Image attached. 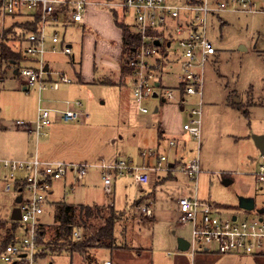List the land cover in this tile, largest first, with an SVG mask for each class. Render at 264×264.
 <instances>
[{
	"label": "rangeland",
	"instance_id": "rangeland-1",
	"mask_svg": "<svg viewBox=\"0 0 264 264\" xmlns=\"http://www.w3.org/2000/svg\"><path fill=\"white\" fill-rule=\"evenodd\" d=\"M168 3L184 4V0H168ZM103 10L109 13V9ZM124 19L126 25L134 24L132 15ZM4 27H14L16 32L22 33L11 18L0 19V31ZM61 34L63 36V29ZM65 35L67 39L70 36L78 38L79 31L73 29ZM208 35L218 52L214 64L207 67L200 141L183 130V126L192 120L190 112L198 102L196 96L186 99L184 111H180L176 101L162 103V98H159L147 101L148 114H136L130 107L129 85L104 83L112 79L100 65L94 72L91 56L83 57L82 68L78 64L72 67L70 56L63 53L53 54L48 60L55 70L54 80L59 82L64 74L72 84L60 83L59 90L44 91L40 95L41 106L65 108L66 105L61 103L78 101L91 119L86 123L55 124L50 128L49 138L38 140L40 155L55 154L59 156L58 161L80 163L86 160L94 165L100 156L98 154L108 156L116 153L133 165L149 166L155 170H147L150 181L141 187L134 183L130 174L116 177V180L114 177L112 194L105 192L101 172L97 168L89 169L86 186L77 184L76 190L70 191L69 195L65 193L74 183L75 172H69L65 180L55 181L49 195L51 203L108 205L105 208L115 205L122 211L119 215L123 219L117 236H125V248L114 254L94 249L91 262L84 261L77 253L51 251L47 256L43 255L39 264H104L106 261L112 264H193L190 258L178 260V256L184 255L179 251L178 240L191 241L192 227L179 220L177 201L196 194L193 181L183 170L194 161L200 162L199 199L212 200L223 206L220 211L225 218L234 215L239 219L246 216L256 218L257 209L264 208V184H260L255 176L259 167L264 165V158L252 139L253 135H264V14L223 13L211 16ZM113 37L120 41L118 34ZM79 45L81 41L74 47L76 63L82 61ZM241 46L245 50H240ZM166 53L169 58L180 55L178 45L174 43ZM82 72L89 73V83L79 80ZM176 75L162 73L163 84L168 87L177 85ZM159 92L164 97L163 90L159 89ZM38 100L36 90L30 93L23 90L20 76L6 67L2 69L0 160H22L35 152L37 137L20 131L16 122L34 121ZM157 105L164 107L160 114L154 112ZM171 142L175 146H171ZM145 151L155 155L143 158L142 152ZM162 156L166 161L159 163ZM228 182L231 184L227 185ZM247 196L255 200L257 208L248 214L238 208L239 199ZM15 200L14 193L0 191L1 211L8 215ZM143 208L150 209L152 215L146 217ZM54 215L55 209L46 207L43 223L53 225ZM16 233L18 239L25 235L22 227ZM45 239L49 242V234ZM131 249H139L141 255ZM254 259L253 256H225L212 264H256ZM194 264H199V261Z\"/></svg>",
	"mask_w": 264,
	"mask_h": 264
},
{
	"label": "built area",
	"instance_id": "built-area-1",
	"mask_svg": "<svg viewBox=\"0 0 264 264\" xmlns=\"http://www.w3.org/2000/svg\"><path fill=\"white\" fill-rule=\"evenodd\" d=\"M90 5L89 0H0V19L3 21L6 18H22L26 20L25 23L33 24L38 20L34 30L22 33L21 43L24 47L19 45L17 53L22 55L23 61H3L0 57V76L8 63L17 70L29 91L58 90L60 83L71 84L72 81L65 75L60 76L59 82L50 79L51 72L47 69L45 56L49 52L71 56L72 49L64 41L61 29L82 23ZM97 6L115 7L132 15L134 32L140 37V44L127 59L133 109L140 114H148L146 103L151 99L162 98L165 103L176 101L181 106L186 102L183 95L196 96L198 102L190 112L192 120L183 126V130L200 141L204 82L207 67L217 54L209 40V19L223 13L264 14V0H184V4L178 5H170L168 0H119L97 3ZM156 42L160 45L157 46ZM174 43L178 45L180 55L169 58L166 52ZM48 44H51L50 48ZM25 62L29 65H23ZM170 72L177 73V85L173 87L163 84L161 78L162 73ZM159 89L165 93L164 97H161ZM68 104L70 107L66 110L40 105L35 121H17L16 127L40 139L49 136L55 119L62 124L83 123L90 119L81 102ZM170 145L175 146V143L171 142ZM149 155L154 156L155 153L142 152L144 158ZM158 161L164 162L166 157L162 156ZM91 168L101 170L107 194L113 193L114 176L130 174L136 184L142 186L150 181L147 170H155L133 165V162L118 154L101 155L94 165L45 162L38 153L28 160H0V171L5 173L4 192L14 193L16 200L21 197V202L16 206L21 210L19 227L25 233L22 239L16 237L1 251L2 264H39L45 253L40 243L42 218L49 205L53 183L65 180L72 171L75 178L71 190H74L76 184L85 183ZM183 170L197 187L201 174L200 162L194 161ZM255 176L259 183L264 184L263 165ZM177 204L181 222L192 227V240L187 250L192 260L200 254L264 257V215L257 213L256 218L246 216L243 219L236 216L235 220L234 217L225 218L216 203L200 200L197 195L179 198ZM142 211L146 216L152 215L148 208ZM73 231L74 242H81L82 230L75 228Z\"/></svg>",
	"mask_w": 264,
	"mask_h": 264
},
{
	"label": "crops",
	"instance_id": "crops-1",
	"mask_svg": "<svg viewBox=\"0 0 264 264\" xmlns=\"http://www.w3.org/2000/svg\"><path fill=\"white\" fill-rule=\"evenodd\" d=\"M107 1H112V2H117L119 0H89V2L91 3V5L89 6L88 8V12L85 16V19L82 23H78V24H73V25H70L68 28L64 29V38L67 42V44L71 47L72 49V54L71 56L68 58L71 60L72 62V67H75L76 64H78L81 68H82V65H83V57L85 55L87 56H91V58H93V65H94V72H95V69H96V66L97 65H100L102 69H104L107 73H109V78L112 79V80H106V84H113V85H120L119 83H123L124 86L125 85H129V90H130V107L131 109L136 113L138 114V112L133 109L132 107V91H131V86H130V74H124L123 72V64H124V61H123V49H122V35H123V31L122 29L117 25V23L119 24H125L124 22V18H126V16L128 14H126L124 11H122L121 9H118L115 8V7H106L107 9H109V13H106L104 12L103 8L104 7H100V6H97V3H102V2H107ZM13 20V22L15 24H22V23H25V19H22V18H11ZM20 19V20H19ZM16 26V25H15ZM130 30L132 32H134V24L132 26L128 25ZM6 27H4L3 29H5ZM18 28V27H17ZM14 29V28H13ZM73 29H77L79 31V37L78 38H74L73 36H70L69 39L66 38V35L65 33H69L70 34V30H73ZM19 30L22 31V33L25 32V30L19 28ZM22 33L19 34L18 32L15 31L14 29V39L10 42L12 43H15L16 45L15 46H12V49L17 53V51L19 50V48H17L18 45H21V41H22ZM135 33V32H134ZM115 34H118L119 35V38H120V41H116L113 37V35ZM137 34V33H136ZM21 37V38H20ZM78 41H81V55H82V61L80 63H76V57H75V53H74V47L77 45ZM23 43V42H22ZM10 44V43H9ZM51 47V44H48V48ZM22 50V49H21ZM218 52V51H217ZM60 53V52H59ZM20 54V53H19ZM53 54L52 53H47L46 56H45V60H46V65H47V69H49V71L51 72L50 73V79L54 80L53 78V73H54V67L51 66V63L48 61L52 56ZM216 56L217 54L213 57L212 61L210 64H214L215 60H216ZM209 64V65H210ZM23 65H29V63H23ZM4 67H6L8 70H10L11 72L13 73H16L17 70L12 67V65L10 64H5ZM3 67V68H4ZM129 73V72H127ZM89 73H80L79 74V80H81L83 83H87L88 79H87V75ZM64 75V74H63ZM17 76L19 77L18 75V72H17ZM206 78V77H205ZM20 82H21V87L23 88V90L25 92H28L30 93L31 90H36V92L38 93L39 95V100H38V108L39 106L41 105V98H40V95L43 93V92H40L38 91L37 89H31L30 91L26 89V84L24 82V80L20 77ZM93 83H96L95 81H92ZM89 83V82H88ZM72 84V82H71ZM122 86V85H121ZM60 89V88H59ZM58 89V90H59ZM49 91V90H47ZM54 91V90H53ZM182 98H186L188 99V96H182ZM158 100V99H157ZM161 102L163 103V101L161 100ZM57 103H61V102H57ZM68 103H73V102H65V103H61L63 105H66L65 108H57V107H51V109H59V110H66L70 107V105ZM165 103V102H164ZM172 105V104H171ZM180 106V105H179ZM164 107H161L160 105H157L155 106V114H160L162 112ZM179 109V108H178ZM180 111H184V105H181L180 106ZM140 114V113H139ZM37 115H38V109H37V114H36V118H37ZM35 118V120H36ZM55 119V118H54ZM90 119H91V115H90ZM89 119V120H90ZM34 120V121H35ZM89 120H87L86 122H88ZM33 122V121H32ZM86 122H83V123H86ZM57 123H61L59 122L57 119H55V122L53 124V126ZM62 124V123H61ZM52 126V127H53ZM51 127V128H52ZM21 131V130H20ZM50 131V130H49ZM24 133H26L25 131H22ZM28 133V132H27ZM32 133H30L29 135H31ZM49 136H50V133H49ZM49 136L47 137H43V138H49ZM41 139V138H40ZM40 139H37L36 138V149H35V152L34 153H31L27 158L25 159H22V160H28L32 157V155L38 153L39 157L45 161V162H62V163H67L65 161H58L57 158L59 157L58 155H55V154H50L49 156H45V157H42L40 155V151H39V148H40V142L38 143V140ZM115 142V140L113 141V143ZM111 154H116V153H111ZM110 154V155H111ZM98 155H102V154H98ZM119 155V154H118ZM104 156V155H103ZM109 156V155H108ZM121 156V155H119ZM122 157V156H121ZM143 157V156H142ZM144 158V157H143ZM97 161V160H96ZM159 162V161H158ZM80 163H88V161L86 160H82ZM80 163H75V162H70V163H67V164H80ZM145 163V162H144ZM89 164V163H88ZM148 165V164H147ZM262 166V165H261ZM264 166V165H263ZM140 167H148L150 168L149 166H140ZM173 167V166H171ZM260 168V167H259ZM92 169V168H91ZM100 170V169H99ZM259 171V169H258ZM257 171V172H258ZM2 172V171H0ZM101 172V170H100ZM3 173V172H2ZM257 174V173H256ZM255 174V175H256ZM4 175L5 173L1 174L0 173V191L1 192H4ZM101 176H102V172H101ZM115 177V180L117 179L116 177H119V176H114ZM125 177V176H124ZM74 178H75V175H74ZM87 179V178H86ZM160 179V178H159ZM158 179V180H159ZM133 180H134V177H133ZM199 180V178H198ZM257 180V178H256ZM258 181V180H257ZM198 182V181H197ZM134 183L136 184L135 180H134ZM83 186H86V180H85V183H81ZM261 184V183H260ZM79 185V183H78ZM196 184L194 183V186ZM76 186L77 184L75 185V189L76 190ZM104 186V185H103ZM140 186V185H138ZM143 186V185H142ZM72 187V185H71ZM141 187V186H140ZM197 187H198V184H197ZM197 187L195 186V195H197ZM74 190H69V191H74ZM67 192V191H66ZM5 193V192H4ZM66 194V193H65ZM70 194V193H69ZM68 194V195H69ZM194 195V196H195ZM198 197V195H197ZM248 198H250L249 196H247ZM199 198V197H198ZM59 202H65V201H56V202H53L51 203L50 202V198H49V207H51L50 204H54V203H59ZM67 203V202H66ZM17 204V200H15V202L13 203L12 207H11V210L10 212L8 213V215L4 214V212L1 211L0 209V219H5V220H11V215H12V211L14 208H16ZM70 204H75V203H70ZM217 204V203H216ZM78 205V204H76ZM83 205H87V204H83ZM94 205H97V206H108L106 204H91L90 206H94ZM178 205V204H177ZM116 212L118 214H121L120 210H117L115 205H113ZM217 206L220 208V207H223V206H220L217 204ZM239 208V207H238ZM262 209V208H261ZM264 209V208H263ZM242 210V209H240ZM242 211H246V210H242ZM143 212V211H142ZM178 212H179V220L181 219V213L179 211V207H178ZM247 212H253V211H247ZM259 214V213H258ZM260 215V214H259ZM264 215V214H263ZM122 219H123V216H121ZM146 217H150V216H146ZM232 217H236V215L232 216ZM43 222V221H42ZM44 224V223H43ZM45 225V224H44ZM118 227H121V224L118 225ZM19 227L16 229L18 230ZM118 230V228H117ZM16 237H17V233H16ZM124 237V236H123ZM126 238H124L123 240L125 241ZM124 243V242H123ZM46 249V248H45ZM180 251V250H179ZM49 253H51V251H46L44 253V255H48ZM141 253V252H140ZM181 254H184V255H181V256H178L179 259L178 260H183L185 258H190V256L187 254V251L185 252H182L180 251ZM170 254V253H169ZM141 255V254H140ZM169 256H172L169 255ZM225 256H249V255H209V254H200L197 256V258L195 260H192L190 258V260L194 263H196V261H199V264H212L213 262H215L216 260L222 258V257H225ZM43 257V256H42ZM254 257V256H253ZM255 261H256V264H264V257H254ZM41 260V259H40ZM39 260V261H40ZM107 262V261H106Z\"/></svg>",
	"mask_w": 264,
	"mask_h": 264
},
{
	"label": "trees",
	"instance_id": "trees-1",
	"mask_svg": "<svg viewBox=\"0 0 264 264\" xmlns=\"http://www.w3.org/2000/svg\"><path fill=\"white\" fill-rule=\"evenodd\" d=\"M38 20L33 24H15V27L31 31L35 29ZM117 25L122 29V49H123V72L130 74L127 67V59L135 47L140 44V37L132 32L128 25ZM14 27L0 31V57L3 61H23L21 54L16 53L9 44L11 37L14 36ZM129 72V73H127ZM55 209L53 225H42L40 230V243L46 251L64 250L77 253L86 262L94 260L92 250L104 249L112 254L123 250L125 236H117L118 225L121 224L122 217L116 212L114 206L105 208L104 206H90L83 204H70L59 202L51 204ZM20 226L19 222L0 219V253L16 238V229ZM79 228L83 232V239L79 243L73 240V230ZM49 234V242L45 236ZM124 236V237H123ZM46 248V249H45ZM140 255L139 249L133 250ZM112 264V263H111Z\"/></svg>",
	"mask_w": 264,
	"mask_h": 264
},
{
	"label": "water",
	"instance_id": "water-1",
	"mask_svg": "<svg viewBox=\"0 0 264 264\" xmlns=\"http://www.w3.org/2000/svg\"><path fill=\"white\" fill-rule=\"evenodd\" d=\"M156 45L159 46V42H156ZM245 50L244 46H241L240 50ZM17 74V72L15 73ZM156 86H159L158 84ZM157 98V95L154 96ZM253 142L258 149L260 155L262 158H264V135H253L252 136ZM231 182H228L227 185H230ZM21 202V197L18 198L17 203ZM239 209L246 210V211H254L256 210V202L253 198H240L239 199V204H238ZM257 213L260 215L264 214V209H257ZM11 220L15 222L21 221V210L19 207H16L12 211L11 215ZM235 220V217L233 218ZM262 220V219H261ZM178 248L180 251L185 252L189 248V242L184 240V239H179L178 240Z\"/></svg>",
	"mask_w": 264,
	"mask_h": 264
}]
</instances>
